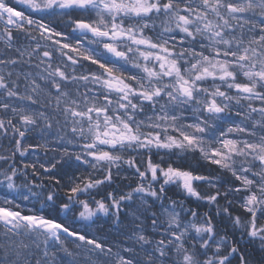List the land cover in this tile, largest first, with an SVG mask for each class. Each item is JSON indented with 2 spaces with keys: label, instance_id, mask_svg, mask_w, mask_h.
Instances as JSON below:
<instances>
[{
  "label": "snow or ice",
  "instance_id": "1",
  "mask_svg": "<svg viewBox=\"0 0 264 264\" xmlns=\"http://www.w3.org/2000/svg\"><path fill=\"white\" fill-rule=\"evenodd\" d=\"M0 264H264V0H0Z\"/></svg>",
  "mask_w": 264,
  "mask_h": 264
}]
</instances>
